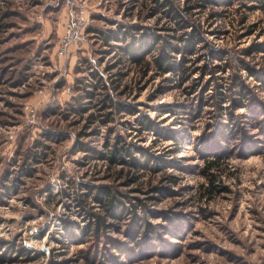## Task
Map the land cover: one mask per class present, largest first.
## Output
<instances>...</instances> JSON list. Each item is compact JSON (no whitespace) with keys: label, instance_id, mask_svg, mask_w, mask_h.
Returning <instances> with one entry per match:
<instances>
[{"label":"rangeland","instance_id":"1","mask_svg":"<svg viewBox=\"0 0 264 264\" xmlns=\"http://www.w3.org/2000/svg\"><path fill=\"white\" fill-rule=\"evenodd\" d=\"M170 1L186 27L166 0H0V264H264V4ZM195 29L187 81L124 51ZM115 143L152 166L114 164Z\"/></svg>","mask_w":264,"mask_h":264},{"label":"trees","instance_id":"2","mask_svg":"<svg viewBox=\"0 0 264 264\" xmlns=\"http://www.w3.org/2000/svg\"><path fill=\"white\" fill-rule=\"evenodd\" d=\"M158 1V0H156ZM204 2L201 3L202 6H204L206 3L211 2L212 0H202ZM261 2H263L264 4V0H259ZM168 5V9L167 12H169L172 16V18L175 20L176 24L178 25V27H186L185 25H187V23H185L186 21L184 20V17L182 15V13H180V9H178V7H176L174 4L171 3L170 0H166L165 3H163V6H167ZM122 27H119L118 30H112L111 34L106 33L107 36H105L106 39L109 38V36H113L115 35L116 38H120V36L123 37V39H127L128 38V34H132L131 32V27H127L126 30H122ZM133 29V28H132ZM160 40L158 39L156 43L153 44V42H148L146 41V38H132L130 42L127 43V45L124 47V51L128 54V56L130 57V59L132 60V62H134L136 65L138 66H151L152 63H154V66L158 69L159 73L164 75L165 73L168 72H175L178 71V75L180 77V81H187L189 78L188 74L186 75L189 66L188 63H190L192 61L191 58H188V56H193L196 53V46L197 45H202L201 43L205 44V40L203 38H201V36L199 35V33L197 32V30H191L189 32L185 33V36H181L179 38V40L182 42L183 46H180L179 48H177V45H174L173 42H171L167 36H160ZM157 45H159L158 48V52L157 54H154L153 58L151 61L147 60V56L150 53H153L156 49H157ZM147 47V49L145 48ZM205 47V49H207V44ZM173 52H178L181 54V58L179 60H176V58L172 55ZM197 58H195L194 60H196ZM203 59H206V57H204ZM193 60V61H194ZM208 60V59H207ZM211 60V58L209 59ZM208 65L209 62L207 63V65L203 66V68L206 69V71H208ZM219 66H215V70H213L212 72H210L212 75L211 77H213V74L216 73L217 71L219 72L220 70H218ZM175 70V71H174ZM147 72H145L144 74H146ZM207 74V73H205ZM213 81V80H212ZM233 83H236V80L234 79L233 82H231V85ZM241 83V82H240ZM200 84V83H199ZM208 85H210V83H207ZM198 85V84H197ZM218 88H217V94H222V89L224 87L223 84H217ZM230 85V84H229ZM234 85V84H233ZM235 87V86H233ZM209 88V87H207ZM232 86L227 87V89H231ZM240 97L238 99L233 100V102L235 101H241L242 99H247L248 96L247 94H245L243 91L239 92ZM242 98V99H241ZM242 103V102H240ZM119 109H122V107H119ZM129 112L131 111H136V110H128ZM151 123L152 120L148 117L145 118V120L142 121V128L143 129H150L151 127ZM119 138V137H118ZM117 143H119V141H117ZM117 143H115L114 149L111 152V156H108L109 159L111 160V162H113L114 164L116 163H122V164H127L130 165L132 167H142V168H147V167H151L152 165L150 164V159L154 156H146V161L145 162H140V160H138L135 156L132 155V152H130V148H128L125 145L119 146ZM82 148L84 149V146H82ZM125 154L128 156H131V158H126ZM222 155L218 154L217 158L220 159ZM217 160H210V164L208 165V168H210L212 165H214ZM207 172V171H206ZM212 183L213 180L211 179ZM97 199H99V201L103 202V207L105 208L106 212L108 214H114L116 215V212H119V210L122 209V207L124 206V202L115 194V192L113 191V189L111 188H106V187H102L99 192L96 194ZM78 201L79 205H83V203L85 202L84 199H82V197H77L76 198ZM126 209V207H124ZM122 211V210H121ZM95 215V214H93ZM105 220L101 217V216H97V222H96V227L95 230L98 231L102 226H105Z\"/></svg>","mask_w":264,"mask_h":264},{"label":"built area","instance_id":"3","mask_svg":"<svg viewBox=\"0 0 264 264\" xmlns=\"http://www.w3.org/2000/svg\"><path fill=\"white\" fill-rule=\"evenodd\" d=\"M85 24V19H83V17L79 14L73 13L72 16L69 17L65 26L64 35L60 40L59 54L65 55L73 43H78L80 41L82 29Z\"/></svg>","mask_w":264,"mask_h":264}]
</instances>
